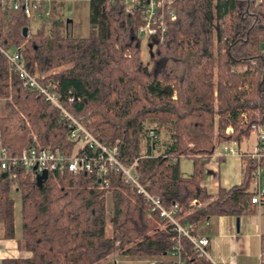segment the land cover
<instances>
[{
    "label": "trees",
    "instance_id": "obj_1",
    "mask_svg": "<svg viewBox=\"0 0 264 264\" xmlns=\"http://www.w3.org/2000/svg\"><path fill=\"white\" fill-rule=\"evenodd\" d=\"M66 3L52 0L47 16L29 18L0 1V44L18 49L42 83L54 82L61 106L100 142L117 144L123 164L135 161L140 183L164 206L177 203L180 220L191 222L194 233L210 215L246 212L254 204L256 161L243 153L241 182L215 192L203 183L204 164L216 145L239 142L253 123L264 124V0L167 1L176 18L149 36L148 59L138 32L141 15L128 14L120 0H87L86 35L73 34ZM45 7L42 2L35 12ZM0 101V141L10 152L30 145L71 151L76 141L70 120L43 94L24 88L1 51ZM161 128L167 139H159ZM182 157L192 159L190 174L181 171ZM101 181L96 174L64 170L39 184L29 174L14 179L0 171L2 236L15 237L16 191L17 246L30 252L7 261L94 264L121 250L152 256L151 264H176L168 257L173 233L161 227L165 220L151 203L119 172ZM193 199L204 204L193 207ZM181 242L185 264H213L193 253L188 238ZM260 250L264 264V234Z\"/></svg>",
    "mask_w": 264,
    "mask_h": 264
},
{
    "label": "built area",
    "instance_id": "obj_2",
    "mask_svg": "<svg viewBox=\"0 0 264 264\" xmlns=\"http://www.w3.org/2000/svg\"><path fill=\"white\" fill-rule=\"evenodd\" d=\"M3 4L12 9H21L26 17H33L49 13V4L52 0H0ZM77 1V0H67ZM87 1V0H83ZM124 10L131 15L139 13L143 24L138 32L144 35H155L158 31L166 29V19L176 18L175 8L166 3L169 0H120ZM261 1V0H259ZM46 7L37 11L41 3ZM0 51L7 58L10 68L19 77L24 88L36 90L45 96L46 99L61 108L63 114L70 120V137L75 139V144L69 153L53 148L51 145L38 147L30 145L24 147L18 153H12L0 141V171L16 179L20 174H29L36 178L43 170L49 174L56 171L67 170L72 173L84 172L96 174L102 177L101 184L107 180L109 172H119L123 179L133 185L146 200L151 203L152 209L156 210L165 221L161 227L172 232V245L168 257L176 264H185L187 256L184 255V248L181 242L183 237L192 243V251L195 255L205 257L217 264L209 254V236L197 234L192 231L191 222H182L179 215V206L173 203L170 207L162 204L158 195L152 194L139 181L136 170V162L131 165L123 164L119 159V149L117 144H104L95 138L77 119H75L58 102L57 93L52 88L54 82L42 83L35 74L31 73L23 63V58L18 49L5 48L0 44ZM229 129V127H228ZM227 129V130H228ZM251 131L256 135V143L252 150L244 152L256 161L251 170L250 190L251 202L257 205H264V163L262 157L264 152V124L251 125ZM149 135L154 136V130L149 129ZM243 154V153H242ZM245 164V163H244ZM196 202L195 199L191 204ZM262 261L260 253V261Z\"/></svg>",
    "mask_w": 264,
    "mask_h": 264
},
{
    "label": "crops",
    "instance_id": "obj_3",
    "mask_svg": "<svg viewBox=\"0 0 264 264\" xmlns=\"http://www.w3.org/2000/svg\"><path fill=\"white\" fill-rule=\"evenodd\" d=\"M255 143L256 135L251 131L248 137L239 142L230 140L216 145L209 160L204 164L205 178L203 183L211 192L217 191L220 186L228 188L241 182L244 167L242 153L252 150ZM189 159L191 162L189 169H182L180 160V168L184 174H190L192 171V159ZM203 204L195 202L193 207ZM196 232L209 236L208 251L217 264H248L245 263V258L250 255L254 243L258 245L260 261V238L264 234V205L254 203L240 215H210L198 222ZM20 234V223L18 226L15 222V237L13 238L3 237L2 225H0V264H11L7 261L10 258L30 255L29 251L17 246V238ZM224 238L229 240L230 251L227 255L223 253L219 241ZM212 244L214 245L212 246ZM130 259L134 260L136 264H151L154 260L148 256L130 255L117 250L94 264H125Z\"/></svg>",
    "mask_w": 264,
    "mask_h": 264
},
{
    "label": "rangeland",
    "instance_id": "obj_4",
    "mask_svg": "<svg viewBox=\"0 0 264 264\" xmlns=\"http://www.w3.org/2000/svg\"><path fill=\"white\" fill-rule=\"evenodd\" d=\"M66 13L68 17L72 19V32L76 35H86L89 30V23H88V3L87 1L83 0H77V1H67L66 3ZM142 46H143V53L144 58L148 59L150 56V42H149V35H142ZM2 101H0V112H2ZM148 125H150L149 122H147ZM230 130V129H229ZM254 133V132H253ZM252 135V133H251ZM159 139L164 140L168 137L166 136L165 130L160 129V132L158 134ZM181 165L182 169H189L191 166V162L189 158L182 157L181 158ZM111 193H107V208H108V220H107V226H106V233L109 235L111 234V214L110 209L112 208V201L110 197ZM14 197V209H15V222L19 226V220H20V209H21V203H20V194L16 191L13 192ZM1 225V223H0ZM219 239V238H217ZM221 242V249L224 254H228L230 251L229 248V240L227 238L220 239ZM214 244H212L213 246ZM219 249V247H218ZM210 254V253H209ZM212 254H215L212 252ZM259 248L257 243L253 244V247L251 248L250 255L245 258V263L248 264H259ZM212 256V255H211ZM152 257V256H151ZM214 257V256H213ZM215 258V257H214ZM216 259V258H215ZM117 264V263H116ZM121 264V263H120ZM125 264H136L134 260L130 259L125 262Z\"/></svg>",
    "mask_w": 264,
    "mask_h": 264
},
{
    "label": "water",
    "instance_id": "obj_5",
    "mask_svg": "<svg viewBox=\"0 0 264 264\" xmlns=\"http://www.w3.org/2000/svg\"><path fill=\"white\" fill-rule=\"evenodd\" d=\"M68 20H71V18H68ZM27 27L24 26L22 29L23 34H26ZM48 173L46 170H43L40 174L36 176V180L39 184H42V182L47 178Z\"/></svg>",
    "mask_w": 264,
    "mask_h": 264
}]
</instances>
